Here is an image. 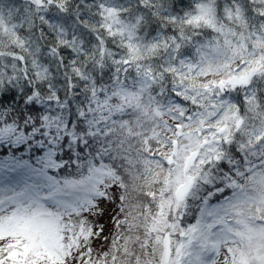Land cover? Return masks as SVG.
<instances>
[{
	"label": "snow or ice",
	"instance_id": "obj_1",
	"mask_svg": "<svg viewBox=\"0 0 264 264\" xmlns=\"http://www.w3.org/2000/svg\"><path fill=\"white\" fill-rule=\"evenodd\" d=\"M0 264H264V0H0Z\"/></svg>",
	"mask_w": 264,
	"mask_h": 264
},
{
	"label": "rangeland",
	"instance_id": "obj_2",
	"mask_svg": "<svg viewBox=\"0 0 264 264\" xmlns=\"http://www.w3.org/2000/svg\"><path fill=\"white\" fill-rule=\"evenodd\" d=\"M106 218H107V217H106ZM106 218H105V219H106Z\"/></svg>",
	"mask_w": 264,
	"mask_h": 264
}]
</instances>
